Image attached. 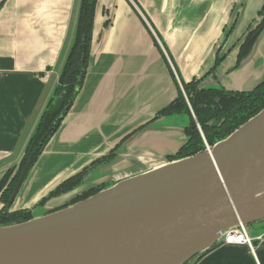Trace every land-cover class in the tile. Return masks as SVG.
I'll list each match as a JSON object with an SVG mask.
<instances>
[{"label":"crops","instance_id":"crops-1","mask_svg":"<svg viewBox=\"0 0 264 264\" xmlns=\"http://www.w3.org/2000/svg\"><path fill=\"white\" fill-rule=\"evenodd\" d=\"M80 1L0 0V179L20 161L57 84L74 39ZM263 2L97 0L84 84L26 175L12 209L42 214L54 208V201L42 206L36 202L63 176L149 121L176 97L180 81L203 78L218 52L226 55L214 75L203 79L207 87L249 91L264 80V32L253 57L234 68L239 41ZM150 125L137 138L149 152L141 158L146 168L178 149L186 120L174 117ZM258 238L252 249L222 243L191 264H264V233Z\"/></svg>","mask_w":264,"mask_h":264},{"label":"water","instance_id":"water-1","mask_svg":"<svg viewBox=\"0 0 264 264\" xmlns=\"http://www.w3.org/2000/svg\"><path fill=\"white\" fill-rule=\"evenodd\" d=\"M263 32L239 66L253 57ZM214 87H207L206 81L199 85ZM155 116L63 176L36 202L117 147L112 161L92 170L73 190L51 198L54 208L33 213L29 221L0 226V264H189L240 226L261 224L249 232L253 239L260 237L264 233V108L213 146L173 161L167 157L186 142L189 117ZM174 117L186 120L184 141L174 152L158 157V164L144 167L142 153L149 152L137 138L150 124ZM32 168L28 173L27 165L23 168L7 204L10 211H16L12 204ZM121 172L131 174L115 179ZM97 187L102 188L94 195L70 204Z\"/></svg>","mask_w":264,"mask_h":264},{"label":"trees","instance_id":"trees-1","mask_svg":"<svg viewBox=\"0 0 264 264\" xmlns=\"http://www.w3.org/2000/svg\"><path fill=\"white\" fill-rule=\"evenodd\" d=\"M96 3L97 0L80 1L74 39L59 74L57 84L47 100L32 135L27 141L20 161L17 165L8 168L0 180V201L4 204L0 210V226L18 224L32 218L30 210L10 211L7 208V203L23 168L27 165L28 173L34 166L50 139L59 129L62 120L71 109L78 92L84 84L92 44ZM263 29L264 2L258 11L256 26L248 30L240 44L234 68L240 65L241 60L249 54ZM153 42L164 60H166L154 38ZM221 61L222 59L217 57L215 64L218 65ZM168 70L175 80L171 67L168 66ZM179 84L176 97L158 111L154 118L175 115H187L189 117V123L184 129L187 140L175 155L167 157L168 161L193 156L204 151L206 146H213L216 142L224 139L264 108V81L249 92H231L223 88L200 89L199 81L189 83L180 81ZM116 149L117 147L111 150L108 155L93 161L81 172L65 180L47 197H44L38 205H42L51 198L58 197L79 186L92 170L112 161ZM101 188L97 187L85 192L73 199L70 204L94 195Z\"/></svg>","mask_w":264,"mask_h":264},{"label":"built area","instance_id":"built-area-1","mask_svg":"<svg viewBox=\"0 0 264 264\" xmlns=\"http://www.w3.org/2000/svg\"><path fill=\"white\" fill-rule=\"evenodd\" d=\"M252 242L253 238L250 236L247 228L243 226L226 232L221 240V243L226 245H246L250 249H252Z\"/></svg>","mask_w":264,"mask_h":264},{"label":"flooded vegetation","instance_id":"flooded-vegetation-1","mask_svg":"<svg viewBox=\"0 0 264 264\" xmlns=\"http://www.w3.org/2000/svg\"><path fill=\"white\" fill-rule=\"evenodd\" d=\"M260 10V9H259ZM258 10V11H259ZM257 23L258 22V12H257V15H256V20L254 19L253 20V22L249 25V27H248V29L243 33V36L241 37V39H240V41H239V44H238V49H239V47H240V44L242 43V40H243V38H244V36H245V34L248 32V30H250V28L254 25V23ZM233 28H234V25L230 28V30H229V33L228 34H230L231 32H232V30H233ZM225 55L226 54H222V55H219V52L217 53V55H216V58L218 57V58H221L222 59V61L224 60V58H225ZM221 61V62H222ZM220 62V63H221ZM220 63L218 64V65H216V64H214V66L212 67V69L203 77V78H201V79H196V78H193L192 80H190L189 82H192V81H199V85L201 84V82L203 81V79L206 77V76H209V75H214V73H215V70H216V68L220 65ZM239 66V65H238ZM237 66V67H238ZM183 82V81H182ZM189 82H186V83H189ZM185 83V82H184ZM219 88H222V87H219ZM224 89V88H223ZM225 90V89H224ZM168 159V158H167ZM26 175H27V173H26ZM0 204L2 205V207H1V209L3 208V206H4V204L0 201ZM8 204V203H7ZM45 204V203H44ZM44 204H42V205H44ZM42 205H40V206H42ZM8 208V207H7ZM0 209V210H1ZM10 209V208H9ZM31 211V210H30ZM31 214H32V211H31Z\"/></svg>","mask_w":264,"mask_h":264},{"label":"rangeland","instance_id":"rangeland-1","mask_svg":"<svg viewBox=\"0 0 264 264\" xmlns=\"http://www.w3.org/2000/svg\"><path fill=\"white\" fill-rule=\"evenodd\" d=\"M179 85H180V84H179ZM180 88H181V87H180ZM250 228H251V227H248V229H247V230H248V232H250ZM253 244H254V243H253Z\"/></svg>","mask_w":264,"mask_h":264}]
</instances>
